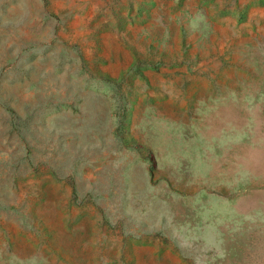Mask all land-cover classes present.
I'll return each instance as SVG.
<instances>
[{
    "label": "rangeland",
    "instance_id": "1",
    "mask_svg": "<svg viewBox=\"0 0 264 264\" xmlns=\"http://www.w3.org/2000/svg\"><path fill=\"white\" fill-rule=\"evenodd\" d=\"M0 264H264V0H0Z\"/></svg>",
    "mask_w": 264,
    "mask_h": 264
}]
</instances>
